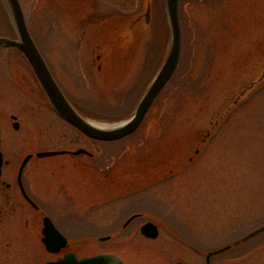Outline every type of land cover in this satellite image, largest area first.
<instances>
[{"label":"rangeland","instance_id":"rangeland-1","mask_svg":"<svg viewBox=\"0 0 264 264\" xmlns=\"http://www.w3.org/2000/svg\"><path fill=\"white\" fill-rule=\"evenodd\" d=\"M19 1L55 78L85 117L112 125L130 116L168 43L163 0H150L145 33L135 19L144 20V0ZM2 7L0 1V36H13ZM178 11L173 75L139 127L112 141L87 138L61 119L26 58L0 46L1 172L11 176L37 151L92 153L29 159L23 172L33 177L38 208L26 205L29 228L20 203L1 221L2 264H40L68 250L79 257L113 253L124 264H201L186 243L211 249L264 223V82L204 136L223 105L264 68V0H180ZM116 13L125 15L124 30L133 31L125 46L116 20L99 23ZM128 20L133 24L126 27ZM135 210L159 223L156 238L124 239L123 221ZM43 215L67 237L59 253L41 242ZM236 249L210 264H264V233L243 244L242 255Z\"/></svg>","mask_w":264,"mask_h":264},{"label":"water","instance_id":"water-1","mask_svg":"<svg viewBox=\"0 0 264 264\" xmlns=\"http://www.w3.org/2000/svg\"><path fill=\"white\" fill-rule=\"evenodd\" d=\"M1 4L6 12V16L12 27L14 37L0 36V46H15L26 58L29 63L34 76L36 77L39 86L41 87L49 105L51 108L65 121L70 123L77 130L85 134L86 136L97 139V140H116L131 132H133L142 122L144 116L146 115L148 109L150 108L153 100L158 95L160 90L164 87L167 81L172 76L173 72L178 63L180 55V44H181V31L180 22L178 17V5L179 0H164V11L167 17L168 28H169V38L168 45L163 61L148 84L144 93L140 96L133 112L126 119L120 120L108 126H98L94 124L92 119L86 118L82 115L69 101L64 92L61 90L56 79L54 78L50 68L48 67L43 55L41 54L37 44L35 43L31 33L26 24L25 16L19 0H0ZM144 20L143 27L146 28L149 23V16L151 12V2L150 0H144ZM140 15L138 14L137 17ZM136 21L139 18H135ZM133 22L129 23V26ZM264 82V68L261 70L259 75L251 80L247 85L239 90L233 99H231L228 104L223 105L219 112L218 121L213 122L206 130L205 137L209 136L210 130L214 125L219 123V119L229 112V110L234 109L238 103L246 97L251 88L255 85L262 84ZM15 117V116H12ZM14 128L18 127L16 121L13 122ZM214 129V128H213ZM66 150H47L38 151L36 156H50L65 153ZM73 154L79 153H89L84 148H77L71 151ZM32 154H27L22 159L18 172H22L24 166L30 159ZM3 164V155L0 151V174L1 167ZM20 177V173L18 178ZM260 229H257L250 234L243 237L246 239L253 234L257 233ZM141 231L148 237H156L158 234L157 225L151 221H147L141 227ZM42 242L44 243L46 249L51 252H58L62 247L67 244L66 237L58 230V228L53 224L49 216H44L42 219ZM103 239V238H102ZM228 247V246H227ZM227 247H222L217 249L210 254L220 252ZM208 255V256H209ZM42 264H123L122 260L113 253L98 252L95 254H90L82 257H78L77 253L69 251L63 255L58 256L54 260L46 261Z\"/></svg>","mask_w":264,"mask_h":264},{"label":"flooded vegetation","instance_id":"flooded-vegetation-1","mask_svg":"<svg viewBox=\"0 0 264 264\" xmlns=\"http://www.w3.org/2000/svg\"><path fill=\"white\" fill-rule=\"evenodd\" d=\"M115 20L116 22L119 23L117 25V28L125 33V30H124L125 29V15L124 14L116 13L115 15H111L107 17L105 16V18L103 20H100L99 23H100V26L104 24H108V26H113L112 21L115 22ZM111 29L113 28L111 27ZM19 173H20V177L18 178ZM106 173H109V172H105V175H107ZM102 176H103L102 178H104V175ZM32 186H33V177L29 172H12L11 176L4 175L3 172H1L0 174V223L2 220L4 221L6 220V216H8V214L14 215V213H16V211L18 210L17 204L20 203V205L22 206L24 205V209L26 208V219H24L25 223L23 224H25V226L28 228L30 227L29 223L31 222L30 217L32 216V212L28 211L26 205L28 204L32 209L35 207L32 203L34 202L31 196ZM146 221H152L155 224H157L158 235H159V233L161 232L159 223L155 219L153 220L152 218H146L142 211L135 210V211H132L130 214H128L123 221L122 228L124 230L123 231L124 239L125 237H127V240H128L133 235L148 238L145 235H143L141 232V226ZM1 229H2V224H0V246L2 242ZM257 229H260L257 233L253 234L252 236L246 239H243V237H245L246 235L250 234L251 232ZM262 233H264V223L258 227L252 228L249 231L243 233L242 235L238 236L235 240L231 241L230 243L223 244L221 246H217L211 249L209 248L203 249L194 243L193 244L186 243L187 245L185 246L190 250L189 256H192V254L193 255L195 254L199 258V260L201 259L202 261L201 264H210V260L215 254L209 255V253L219 248L228 246L226 249L218 252V254L229 252L230 250L237 248L235 255H242L241 246ZM106 239H109V237H107ZM6 243L7 245L9 244L8 242ZM3 251L6 253L5 249L0 247V264H2V261L4 260V257L2 256ZM68 251H71V250H68ZM172 264H191V262L185 259H180V260L174 261ZM198 264H199V261H198Z\"/></svg>","mask_w":264,"mask_h":264},{"label":"bare ground","instance_id":"bare-ground-1","mask_svg":"<svg viewBox=\"0 0 264 264\" xmlns=\"http://www.w3.org/2000/svg\"><path fill=\"white\" fill-rule=\"evenodd\" d=\"M94 124L98 125V126H108V125H111V124H104V123H101V122H98V121H92Z\"/></svg>","mask_w":264,"mask_h":264}]
</instances>
